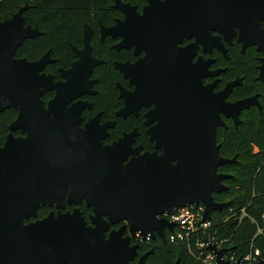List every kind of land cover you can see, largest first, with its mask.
<instances>
[{
	"label": "water",
	"instance_id": "water-1",
	"mask_svg": "<svg viewBox=\"0 0 264 264\" xmlns=\"http://www.w3.org/2000/svg\"><path fill=\"white\" fill-rule=\"evenodd\" d=\"M113 1L125 18L103 26V35L120 36L118 49L135 45L136 53L147 52L135 64L115 63L135 85L133 92L120 86L129 106L118 114L137 113L148 99L155 102L148 115L160 120L152 132L157 143H164L166 153H145L127 162L130 154L138 152L131 148L134 133L104 145L101 139L112 123L99 125L97 115L84 128L79 126L82 110L91 104L70 103L93 92L94 80L88 77L102 62L91 54L88 22L83 29L84 48L73 47L78 59L69 69H61L65 81H55L42 72L52 61L49 52L34 61L15 57L25 40L42 33L37 26L26 25L23 13L29 5L0 20V113L18 109L10 129L27 132L25 137L10 133L0 148V264H133L139 244H131V237L137 231L143 239L158 235L166 241L165 228L173 229L174 223L159 215L202 203L209 218L228 205L216 201L213 193L228 190L223 180L232 175L218 168L236 156L221 155L217 128L225 125L221 113L238 125L241 110L256 96L226 101L239 81L213 92L216 82L204 86L202 77L223 69L208 72L210 60L192 64L187 57L192 46L177 48L176 44L184 36L195 35L207 48L213 45L211 40L222 48L211 29L259 30L264 0H146L142 13L129 2ZM259 48L264 50V44ZM49 90L56 94L46 106L41 96ZM160 131L166 133L164 138ZM65 198L69 203L84 199L93 210L92 224L78 208L38 217L41 204L56 203L60 209ZM124 219L131 235L124 236L126 225L109 230ZM210 248L216 250L218 264H238L222 258L224 249ZM152 252L140 255L137 264H147ZM175 264H180L179 258Z\"/></svg>",
	"mask_w": 264,
	"mask_h": 264
},
{
	"label": "flooded vegetation",
	"instance_id": "flooded-vegetation-1",
	"mask_svg": "<svg viewBox=\"0 0 264 264\" xmlns=\"http://www.w3.org/2000/svg\"><path fill=\"white\" fill-rule=\"evenodd\" d=\"M123 1L135 5L137 7V11H139L140 13H142L144 5L147 4L146 0ZM113 5L114 1L110 0V2H108L109 10L107 13L106 20L105 22H103L99 18V29L97 30V32H95L94 28L88 22L87 19H81L83 33L82 43L77 45L69 43L70 50L73 52V57L68 61L67 65H64V63H62L63 61H61V59L64 58L63 56H58L52 53V44H50L43 53H41L35 58L29 59L26 56L17 57L16 53L15 57L26 58L29 61H34L41 59L47 52H49L50 59L52 61L48 62L45 65L42 72H46L53 75L55 81H65V78L62 76L61 69H69L72 65V62L78 59L76 51L73 49V47H76L77 49L84 48L83 29L85 22H88V24L92 28L91 54L95 59L101 60L102 62L96 64L92 68L91 74L88 77L89 80H94L91 85V90L93 92L84 93L78 98L73 99L70 103L71 105L77 100H82L87 101L91 104L90 107H86L82 110V118L79 123V126L81 128H84L85 124L91 118H94L97 115L99 116V125H103L107 122L112 123L111 125H108L105 129L107 135L101 139L104 145L112 144L113 142L119 140V138L124 137V134L134 133L133 140L131 142V148L138 149V152L135 154H130L128 156L127 162L130 161L131 158L144 155L145 153H155L157 156H160L166 153L165 145L164 143H157L158 140L157 138L153 137L152 132L153 128H155L159 124L160 120H151V116L148 115V113H150L153 109L156 108V103L148 99L146 101L148 104H140L137 113L129 112L126 115L118 114L121 109H124L126 106H129L125 102V98L121 97L120 86H122L127 91L133 92L135 91V85L130 83V77H124V73L115 66V63L129 62L131 64H135L139 59L144 58L147 55V52L141 50L136 53L135 45L121 47L120 49H118L116 45L122 39L120 36H112L111 34L103 35V26H113L117 23L118 19L123 20L125 18L124 13L121 10L115 8ZM260 22L261 24L259 30L254 29L248 32L247 30H242L239 27H234L232 32L230 30H227L226 32H221L219 30L211 29V36L214 38L216 37L218 39L219 43L222 45V48H219L218 46L214 45L213 40H211L213 45H209L207 48L203 43L197 41V37L195 35L184 36L176 44L177 48H185L189 45L192 46V51L187 55L188 58L190 57L192 64L198 63V60H210L207 66L208 72L223 69L221 72H219V74L215 76L206 74L202 77V84L204 86H208L216 82L214 88H212L213 92H220L224 90L228 83L232 81H239L238 83L232 86V90L225 98L226 101L236 102L238 100H242L245 98H253L254 96H256L254 103L250 104L249 107L241 110L239 114V118L241 121L238 125L235 124V121L232 117L227 116L225 113H221V118L224 121L225 125H219L217 128V144H220V153L222 156H224L221 148L223 138L222 135L224 133L229 132L233 127L243 126V124L247 122L248 119L254 120L256 126H264V72L262 75V66H264V50L259 48V45L264 44V20H261ZM26 25H31L33 27L37 26L28 24L27 22ZM38 29L42 33L39 36L29 39L41 37L42 35H44V33L48 32V28L41 30L38 27ZM25 41L23 42V44L25 43ZM97 44H100L102 48L110 49L112 52L119 53V57L112 58L106 53L98 52L95 48V45ZM22 45H20L19 47H21ZM169 51L166 50V53H168ZM104 65H107L109 67L105 68L103 67ZM55 94V90H49L44 92V94L41 96V99L45 102L46 106L48 105L50 99L55 96ZM130 107L133 108L135 106L133 103H131ZM16 111V117L11 120L7 125V132L0 134V148L5 144L7 136L10 133H12L15 137H25L27 135V132L22 131L21 128H17L15 130L10 129V124L18 117L19 110L16 109ZM1 114L2 112L0 113V115ZM159 135L164 138L166 133L164 131H160ZM213 195L215 198L216 194L213 193ZM75 208H78L82 212L88 225H91L92 222L90 219V215L93 213V210L92 207L86 204V201L84 199L80 203H69L67 198H65L64 204L60 209L56 207V203H54L53 205L41 204L38 209V217L42 218L48 215L51 211L58 212L60 210L62 212H66L73 211ZM46 209L47 211L45 212V214L43 216H39L40 211ZM122 225L127 226L124 231V236L131 235L129 230V223L125 219L117 222L116 224H111L109 230L118 229ZM167 234L168 232L165 229L166 241H163L158 235H155L154 237L148 235L145 239H143L140 233L137 231L136 234L131 237V244H139V254L135 258V260L132 261V263L137 264L139 256L152 249L153 252L146 259L148 264V259L151 255H153L154 248L151 247L147 250H143L141 242H146L150 244L156 240H160L163 243H169ZM176 260L174 261V264Z\"/></svg>",
	"mask_w": 264,
	"mask_h": 264
},
{
	"label": "trees",
	"instance_id": "trees-1",
	"mask_svg": "<svg viewBox=\"0 0 264 264\" xmlns=\"http://www.w3.org/2000/svg\"><path fill=\"white\" fill-rule=\"evenodd\" d=\"M129 1V0H125ZM110 0H0V20L11 18L23 5L29 8L24 12L28 24L37 25L41 30L48 28V32L41 37L29 39L19 47L17 57L35 58L43 53L52 44V53L63 56L64 65L73 57L69 43H82L81 19L70 21L76 12L88 20L95 32L99 29V18L105 22ZM95 44V43H94ZM98 52L106 53L110 57H119V53L95 45ZM111 65V64H110ZM108 68L109 66L104 65ZM17 115L16 109H6L0 115V134L7 132L8 123ZM222 138V153L225 157L233 158V162L220 166L219 171L232 176L223 180L229 186L228 190L215 193V199L228 202V205L237 207L247 206L261 223V214L264 210V126H256L254 120L248 119L240 127H233L224 133ZM1 140V138H0ZM42 210L39 216H43ZM226 213L215 211L213 219H219ZM213 229H215L213 227ZM257 231V225L245 219L236 227L235 223L228 224L218 231L219 237L232 235L233 246L241 242H249ZM163 243L156 240L150 244L141 242L142 249L154 248V253L148 259V264H174L179 258L180 264H189L192 261L185 245ZM264 245V233L259 239Z\"/></svg>",
	"mask_w": 264,
	"mask_h": 264
},
{
	"label": "built area",
	"instance_id": "built-area-1",
	"mask_svg": "<svg viewBox=\"0 0 264 264\" xmlns=\"http://www.w3.org/2000/svg\"><path fill=\"white\" fill-rule=\"evenodd\" d=\"M226 213L213 219V211L209 218L205 217V206L202 203L178 207L173 212H165L162 217L174 223L173 229L167 230V238L175 244L185 245L192 258L189 264H218L216 250L210 248L215 245L217 249H224L223 259L238 264H260L264 259V245L259 243L264 233V210L261 214L262 222L248 211L247 206L226 205L222 212ZM245 219L257 225V231L249 242H241L233 246L232 235L219 237L218 231L230 223L240 226ZM213 227L215 229H213Z\"/></svg>",
	"mask_w": 264,
	"mask_h": 264
},
{
	"label": "rangeland",
	"instance_id": "rangeland-1",
	"mask_svg": "<svg viewBox=\"0 0 264 264\" xmlns=\"http://www.w3.org/2000/svg\"><path fill=\"white\" fill-rule=\"evenodd\" d=\"M74 16L72 18H70V21H74V20H80L82 19V14L80 12H76L75 14H73Z\"/></svg>",
	"mask_w": 264,
	"mask_h": 264
}]
</instances>
